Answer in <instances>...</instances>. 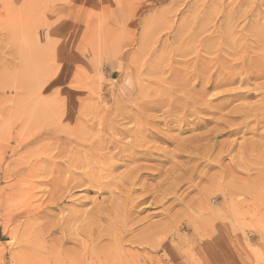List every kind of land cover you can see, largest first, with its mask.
<instances>
[{"label": "rangeland", "instance_id": "obj_1", "mask_svg": "<svg viewBox=\"0 0 264 264\" xmlns=\"http://www.w3.org/2000/svg\"><path fill=\"white\" fill-rule=\"evenodd\" d=\"M263 37L264 0H0V264H264ZM220 71L236 74L237 85L210 89L206 100L230 90L248 100L198 113L194 77ZM235 107L262 111L234 122ZM228 123L239 125L232 132ZM131 139L152 148L133 159L156 174L129 189L135 197L153 189L134 212L125 199L126 215L99 217L131 163L125 154L112 163L110 152ZM89 153L105 191L74 189L38 214L68 192L69 172L81 173L77 162ZM113 164L121 165L114 173Z\"/></svg>", "mask_w": 264, "mask_h": 264}, {"label": "bare ground", "instance_id": "obj_2", "mask_svg": "<svg viewBox=\"0 0 264 264\" xmlns=\"http://www.w3.org/2000/svg\"><path fill=\"white\" fill-rule=\"evenodd\" d=\"M229 27V26H228ZM232 28V27H231ZM258 35V34H257ZM258 38V37H257ZM264 38V37H263ZM261 39V38H260ZM259 39V40H260ZM263 41V40H262ZM261 42V41H260ZM255 43V42H254ZM253 43V44H254ZM227 45H229L228 43H227ZM255 45H257V44H255ZM232 46V45H231ZM264 46V45H263ZM236 47V46H235ZM261 47V46H260ZM237 48V47H236ZM251 48V47H250ZM255 51V50H254ZM234 53V52H233ZM227 55V54H226ZM236 55V54H235ZM250 56V55H249ZM255 56V55H254ZM253 56V57H254ZM256 57V56H255ZM240 58V57H239ZM259 58H260V56H259ZM237 59V58H236ZM256 59V58H255ZM239 60V59H238ZM241 60V59H240ZM244 60V59H243ZM246 61V60H245ZM219 62H220V59H219ZM221 62H223L222 61V59H221ZM254 62V61H253ZM257 62V61H256ZM261 62V61H260ZM236 63H238V62H236ZM250 63V62H249ZM258 63V62H257ZM220 64H222V63H220ZM244 65H242L243 67H245V64L246 63H243ZM261 64V63H260ZM263 64V63H262ZM203 65V64H202ZM262 66V65H261ZM243 67H241V68H243ZM233 69L234 68H236V66H233L232 67ZM207 69V68H206ZM237 69H239V68H237ZM260 70V69H259ZM237 72V71H236ZM239 73H241V72H239ZM243 73V72H242ZM211 74V73H210ZM199 75V74H198ZM187 76H189V75H187ZM254 78L257 76V75H252ZM178 78V77H177ZM256 78H258V77H256ZM261 78V77H260ZM259 78V79H260ZM262 78H263V74H262ZM180 79V78H179ZM247 79V78H246ZM184 80V78L182 79V81ZM239 80V78H237V76H236V74H233V75H230V72L229 73H225V72H222V71H220V72H216V73H212L211 75H209V76H204V77H202V79H200L199 77H197V79H196V77H194V80H193V82H194V90H193V93H194V95L196 96V101H197V103H193V105H192V107H193V109H195L196 111H198V113H201V114H204V113H206V111H209V110H213V108H215V107H217V105H218V110L217 111H221L222 109H227L229 106H232L234 103H237V102H240V101H243L244 102V100H248V98H247V96L246 95H244V92H243V94L242 93H236V92H234V91H226V92H223L222 94H221V96L220 97H218L219 98V101L218 102H215V101H208V99L206 100V98L207 97H209L208 96V94H209V91H210V89H214V88H216V87H222V86H231V85H235L236 84V81H238ZM188 81V80H187ZM192 81V80H191ZM179 82V81H178ZM241 82H242V80H241ZM185 83H186V81H185ZM238 83V82H237ZM189 84H190V82H189ZM239 84V83H238ZM243 84V83H242ZM241 84V85H242ZM184 85V84H183ZM237 85V84H236ZM257 85V84H256ZM255 85V86H256ZM263 85V84H262ZM232 87H234V86H232ZM262 87V86H261ZM263 87H264V85H263ZM186 88V87H185ZM258 88V87H257ZM182 89H184L183 87H182ZM181 91V90H180ZM184 92V91H183ZM240 92V91H239ZM253 92V91H252ZM256 93V92H255ZM189 94V93H188ZM186 96V95H185ZM188 96V95H187ZM190 96V95H189ZM188 96V97H189ZM242 102V103H243ZM182 103H184L183 101H182ZM182 103H181V105H182ZM123 104V103H122ZM137 104V103H136ZM153 104H155V103H153ZM178 104V103H177ZM244 104V103H243ZM264 104V103H263ZM127 105V104H126ZM145 105V104H144ZM155 105H157V104H155ZM159 105V104H158ZM174 105V104H173ZM176 105V104H175ZM174 105V106H175ZM245 105V104H244ZM249 105V104H248ZM138 106V105H137ZM148 106V105H147ZM177 106V105H176ZM179 106H180V104H179ZM257 106H259V105H257ZM263 106V105H262ZM144 107H146V105L144 106ZM143 107V108H144ZM244 107V106H243ZM256 107V106H255ZM140 108V107H139ZM142 108V109H143ZM182 108V107H181ZM251 108H253V107H251ZM173 109V108H172ZM175 109H178V106H177V108H175ZM189 109V108H188ZM216 109V108H215ZM245 109V110H244ZM254 109V108H253ZM179 110V109H178ZM89 111V110H88ZM165 111V110H164ZM180 111H183V109L182 110H180ZM259 111H262V109H259V110H256V108L254 109V112H259ZM171 112V114L173 113V112H176V111H174L173 110V112L172 111H170ZM186 112V111H185ZM185 112H183L184 113V115H185ZM213 112V111H212ZM249 107H247V108H242V107H239L238 109H237V107H235L231 112H229L228 114L231 116L230 118H231V120H232V118H236L235 120H233L234 122H237V119H243V120H245L246 118H248L251 114H256V113H254ZM180 113H182V112H180ZM260 113V112H259ZM261 113H263V112H261ZM186 114H188V113H186ZM166 115V114H165ZM182 114H180V116H181ZM194 115V114H193ZM217 115V114H216ZM256 115H258V114H256ZM255 115V117H257ZM171 116V115H170ZM176 116H178V115H175L174 117H176ZM191 116V115H190ZM185 117V116H184ZM203 117V116H202ZM254 117V116H253ZM259 117H260V115H259ZM188 118H189V115H188ZM251 118V117H250ZM148 119V118H147ZM166 119V118H165ZM171 119H172V117H171ZM175 118H173V120H174ZM179 119V118H178ZM182 119H185L186 120V118H182ZM194 119H195V117H194ZM87 120V119H86ZM89 120V119H88ZM135 120V119H134ZM140 120H141V118H140ZM148 120H151V119H148ZM167 120V119H166ZM189 120V119H188ZM184 121L185 123H188L189 121ZM100 121V120H99ZM110 121V120H109ZM115 121H117V120H115ZM121 121V120H120ZM119 121V122H120ZM128 121V120H127ZM131 121H132V119H131ZM139 121V120H138ZM144 121H145V119H144ZM179 121H181V120H179ZM205 121V120H204ZM251 121H253V118H252V120ZM255 121L257 122V120L255 119ZM255 121H253V122H255ZM258 121H259V119H258ZM111 122V121H110ZM147 122V121H146ZM150 122H152V121H150ZM149 122V123H150ZM168 122V121H167ZM178 122V121H177ZM109 123V122H108ZM141 123V122H140ZM148 123V122H147ZM148 123V124H149ZM181 123H182V121H181ZM193 123V122H192ZM199 123V122H198ZM207 124H206V126L208 125V122H206ZM250 123H252V122H250ZM109 124H111V123H109ZM115 124H116V122H115ZM118 124H120V123H118ZM122 124H125L126 125V123H122ZM128 124V123H127ZM150 124H154V123H150ZM155 124H156V122H155ZM158 124V123H157ZM168 123H166V125H167ZM173 124V123H172ZM176 124V123H175ZM178 124H180V122L178 123ZM261 124H263V123H261ZM51 125V124H50ZM98 124H96V126H97ZM112 125H114V124H112ZM136 125H137V123H136ZM159 125V124H158ZM166 125H164V126H166ZM185 125H188V124H185ZM191 126H188V127H191V129L194 127L192 124H190ZM196 125H199V124H196ZM201 125V124H200ZM199 125V126H200ZM220 125V124H219ZM237 125H239V124H232V123H228L227 124V126L229 127V129H232L233 131L232 132H234V129H233V127L234 126H237ZM248 125V124H247ZM246 125V126H247ZM250 125V124H249ZM90 126V125H89ZM94 125H92V128H95V127H93ZM116 126V125H115ZM114 126V127H115ZM142 126H143V124H142ZM141 126V127H142ZM155 126V125H154ZM180 126H181V124H180ZM179 126V127H180ZM193 126V127H192ZM198 126V127H199ZM202 126V125H201ZM243 126V125H242ZM43 127V126H42ZM107 128H109L108 126H106ZM119 126H117V128H118ZM157 127V126H156ZM126 128V127H125ZM186 129H187V127H185ZM246 128V127H245ZM248 128V127H247ZM128 129V128H127ZM138 129V128H137ZM180 129V128H179ZM186 129H184V128H182L181 130L183 131V130H186ZM189 130H190V128H188ZM196 129H197V127H196ZM203 129V128H202ZM215 129V128H214ZM108 130H110V129H108ZM118 130V129H117ZM120 130H121V128H120ZM124 130H126V129H124ZM145 130V129H144ZM193 130H195L194 128H193ZM192 130V131H193ZM218 130V129H217ZM122 131H123V129H122ZM122 131H121V133H122ZM140 131V130H139ZM148 131V130H147ZM151 131V130H150ZM150 131H148V132H150ZM157 131V130H156ZM188 131V130H187ZM190 132V133H193V132ZM214 131H216V129L214 130ZM239 131V130H238ZM238 131H236V133L238 132ZM92 132H93V130H92ZM111 132H113V131H111ZM118 132V131H117ZM124 132V131H123ZM129 132V131H128ZM136 132H138L137 130H136ZM143 132H145V131H143ZM142 132V133H143ZM158 132V131H157ZM231 132V134H233ZM115 133V132H114ZM113 133V134H114ZM152 133V132H151ZM150 133V137H151V139L152 138H156V139H158L159 137H157L156 135H154V134H151ZM183 133H184V131H183ZM195 133V132H194ZM212 133V137H213V135H214V133L215 132H211ZM211 133H209V134H211ZM241 133V132H240ZM55 136H58L59 134H62V135H67V136H73V134L72 135H69L67 132H64V131H61L60 130V133L58 132V130L55 132V133H53ZM123 134V133H122ZM125 134V133H124ZM127 134H129V133H126L125 135L127 136L126 138H129L128 136L129 135H127ZM134 134V133H133ZM117 135V134H116ZM115 135V136H116ZM119 135V134H118ZM121 135V134H120ZM158 135V134H157ZM48 136H50V137H52L53 135H48ZM136 136H138V134H136ZM149 135L147 134V136L145 137V139L148 137ZM177 136H179V135H177ZM207 136V135H206ZM87 136H85V140H87V138H86ZM117 137V136H116ZM132 136H130V138H131ZM142 137V136H141ZM48 138V137H47ZM108 138V137H107ZM113 138V137H112ZM163 138V137H162ZM207 138H209L208 140L210 141V136L209 137H207ZM76 139V138H75ZM121 139H122V137H121ZM140 139V138H139ZM173 139V138H172ZM29 140H34L33 139V137L32 138H29ZM78 140L80 141V143L82 142V138H78ZM77 140V141H78ZM105 140H107V139H105ZM105 140H103L104 142H106ZM112 140V139H111ZM117 140V139H116ZM132 140V139H131ZM142 140H144L143 139V137H142ZM161 140V139H160ZM168 140V139H167ZM167 140H166V142H167ZM99 140H97L96 142H98ZM103 141H100L99 143H100V145H101V142H103ZM108 142H109V139L107 140ZM113 141V140H112ZM118 141L120 142V140L118 139ZM135 141V140H134ZM141 141V140H140ZM152 141V140H151ZM151 141H149V142H151ZM163 141V140H162ZM179 141V140H178ZM205 141V140H204ZM114 142V141H113ZM112 142V143H113ZM131 142V141H130ZM161 142V141H160ZM163 142H165V141H163ZM194 142H197V143H199L198 142V140H196V137L195 138H192V141H189V142H186V143H188V144H193ZM89 143V142H88ZM93 143H95V141L93 142ZM186 143H185V141H183L182 143L180 142V144L178 145V148L181 150V153H183L184 155L187 153L186 151V149H187V146H186ZM98 144V143H97ZM104 144V143H103ZM102 144V145H103ZM106 144H108L107 142H106ZM105 144V145H106ZM110 144V143H109ZM117 144V143H116ZM165 144V143H164ZM85 145H88V144H85ZM142 146L144 145L143 143L141 144ZM148 145H149V143H148ZM90 146V145H89ZM91 146H92V144H91ZM91 146H90V149H91ZM94 146H95V144H94ZM93 146V147H94ZM98 146V145H97ZM115 146V145H114ZM113 146V147H114ZM142 146H140V145H138V144H136V143H133V140H132V143H126V142H124V144L123 143H119V145L117 144V147L114 149L112 146H111V148H113V150L110 152V154H111V160H112V163H113V161H116V157L118 156V158L119 157H123V155L124 156H126V155H128V159L129 160H131V161H129V162H131V163H128V165H127V173L125 174V175H120V176H123V177H118L117 176V178H116V180H118V182L117 183H115V186H117V188H118V192H117V194H116V196L114 197L115 198V200L112 202V206L109 208V209H104L103 211H101V212H99L98 213V216L99 217H101V216H104V213H107V215L109 214V213H112V211H114L115 213H118V212H120L119 214H123L124 213V211L126 210L125 208H124V206H125V199H128L127 200V203H126V206H129V209H127L128 210V212L127 213H131V212H134L135 210H136V208L138 207V205H140L141 203H147L146 201H148L147 200V197H146V195L150 192V190L151 189H153V188H148V189H146V187H144V188H141V191H144V192H142V193H145V195H142V196H140V197H135V195L132 193L133 191H131L129 188L130 187H134L135 185H136V183L137 182H139L140 181V179L142 178V176H144V173H146V171H149V172H152V176L154 175L155 176V172L152 170V169H148V167L147 166H143V165H140V160L139 161H136L135 159H133L134 157H137V156H141V158H142V156H147L149 153H150V151L148 150V149H150V148H148V149H146V150H144V151H141L140 149L142 148ZM230 146V145H229ZM82 147V146H81ZM96 147V146H95ZM99 147V146H98ZM106 147H107V145H106ZM106 147H103V148H105V149H103L102 147V152L103 151H105L106 150ZM155 147V146H154ZM153 147V148H154ZM200 146L198 145V146H196L195 148H199ZM85 148H87V146L85 147ZM84 148V149H85ZM90 149H89V151H90ZM96 149V148H95ZM100 149V148H99ZM82 151H84L83 149H81ZM86 150V149H85ZM101 150V149H100ZM114 150L116 151L117 150V152H114ZM150 150H152V148L150 149ZM67 151H68V149H67ZM66 151V152H67ZM147 151H149V152H147ZM156 151H158V152H162L159 148H158V150H156ZM156 151H154L155 153H156ZM212 151H213V149H212ZM59 152V151H58ZM79 152V151H78ZM87 152V151H86ZM98 152V151H97ZM190 152V151H189ZM194 152H196V151H194ZM60 153V152H59ZM85 153V152H84ZM84 153L83 152H81V154H83L84 155ZM91 153V152H90ZM89 153V156H87V154H88V152H87V154H86V159H79L80 161H78L77 163L79 164V167L80 168H75L76 170H78V169H80V171H82L81 173H74L73 171H71V172H69L70 174L68 175V176H70L69 177V179L67 180V187H66V190H68V188H69V190H68V192L66 193V195H65V193L63 194V196L61 197L60 196V198H58V199H51L47 204H46V206H43V208H41V211H39L38 212V214H42V212L44 213V215H46L47 214V212H50L49 211V209L51 208V207H58L59 205H61L65 200H67L69 197H72V193H70L72 190H74V189H81V188H84V191H85V193H86V196L87 195H91L93 192H95V190H97V192L98 193H100L101 191H103L104 189H105V187H104V189H102L100 186L103 184L102 182V184H100V186H99V183L97 182L96 183V181L98 180V173H97V177H96V173H95V177L97 178V179H95V178H93V176H92V174H93V172H92V170H94V168L92 169V167L93 166H91V165H93V164H90L91 163V161L92 160H94V161H96V159L94 158V157H90V154ZM101 153V152H100ZM106 153V152H105ZM200 153V152H199ZM71 154H74L75 155V153H74V151H73V153H71ZM79 154V153H78ZM80 154V156H82ZM107 154V153H106ZM198 154V153H197ZM57 155V154H56ZM150 155V154H149ZM194 155V154H193ZM212 155V154H211ZM72 156V155H71ZM92 156V155H91ZM99 156H102L101 154L99 155ZM159 156H160V154H159ZM75 157V156H74ZM79 157V156H78ZM154 157H156V155L154 156ZM197 157V156H196ZM56 158H57V156H56ZM55 158V159H56ZM80 158V157H79ZM83 158V157H82ZM94 158V159H93ZM110 158V157H109ZM108 157H107V159H109ZM115 158V159H114ZM117 158V159H118ZM153 158V157H152ZM151 158V159H152ZM72 159V158H71ZM100 159V158H99ZM121 159H124V158H121ZM140 159V158H139ZM170 159H171V157H170ZM201 159H203V158H201ZM78 160V159H77ZM81 160H83V162H81ZM110 160V161H111ZM153 160V159H152ZM158 160V159H157ZM209 160H210V158H209ZM71 161V160H70ZM100 162H101V159L99 160ZM103 161V160H102ZM109 161V160H108ZM119 161V160H118ZM122 161V160H121ZM124 161V160H123ZM149 161H151V160H149ZM205 161V160H204ZM40 162H43V160H41V161H39V163ZM45 162V161H44ZM63 162V161H62ZM74 162V161H73ZM104 162V161H103ZM103 162H101L102 164H103V166H98L99 167V169H98V172H106L105 170V168H106V165L103 163ZM117 162V161H116ZM138 162V164H136ZM148 162V161H147ZM214 162V161H213ZM27 163V162H26ZM47 163V162H46ZM118 163V162H117ZM117 163H115L114 162V164H117ZM120 163V162H119ZM135 163V164H134ZM28 164V163H27ZM26 164V165H27ZM112 165V168H109L110 170V172H112V173H114V170H117L120 166H119V164H118V168H116L115 169V166H117V165ZM132 164H134L135 166H134V168L133 167H131V165ZM25 165V166H26ZM35 166H37V164H34ZM43 165V164H42ZM105 165V166H104ZM69 167H70V163H69ZM71 167H72V165H71ZM207 167V166H206ZM40 168V167H39ZM45 168V167H44ZM43 168V169H44ZM56 168H58V167H56ZM108 168V167H107ZM123 168H124V166H123ZM150 168V167H149ZM16 169V168H15ZM55 169V168H54ZM61 169V168H60ZM70 169V168H69ZM72 169V168H71ZM92 169V170H91ZM114 169V170H113ZM122 168H120V170H121ZM125 169V168H124ZM13 170V169H12ZM52 170V169H51ZM57 170V169H56ZM42 171V169L40 170V172ZM55 171V170H54ZM65 171H67V169L66 170H64V173H65ZM75 171V170H74ZM118 171V170H117ZM32 172H34V170L32 171ZM39 172V171H38ZM43 172V171H42ZM77 172V171H76ZM95 172H96V170H95ZM109 172V173H110ZM10 173V172H9ZM56 173V172H55ZM63 173V174H64ZM107 173V172H106ZM112 173H110V174H112ZM162 173V172H161ZM6 174V173H5ZM11 174V173H10ZM46 174H47V171H46ZM50 174V173H49ZM102 174V173H101ZM122 174V173H121ZM158 174V173H157ZM160 174V173H159ZM27 175V174H26ZM54 175V174H53ZM62 175V174H61ZM107 176H108V174H106ZM105 175V177H107ZM114 175V174H113ZM118 175V174H117ZM147 175V174H146ZM164 175H166V174H164ZM5 176V175H4ZM19 176V175H18ZM56 176L58 177V175H57V173H56ZM65 176V175H64ZM109 176H111V175H109ZM150 176V175H149ZM157 176V175H156ZM162 176H163V173H162ZM55 177V176H54ZM53 177V178H54ZM66 177V176H65ZM101 177V176H100ZM144 177H146V176H144ZM226 177V176H225ZM20 178V177H19ZM18 178V179H19ZM104 178V177H103ZM155 178V177H154ZM57 178L55 177V179L54 180H56ZM60 179V178H59ZM107 179V178H106ZM148 179V178H147ZM162 179V178H161ZM20 180V179H19ZM58 180V179H57ZM56 180V181H57ZM104 181H105V179H103ZM102 180V181H103ZM108 180H109V177H108ZM115 180V179H114ZM23 181H24V179H23ZM27 181V180H26ZM25 181V182H26ZM122 181H123V183H122ZM61 182H63V184H64V182L66 183V181H65V178H64V181H63V179L61 180ZM61 182H60V185H61ZM109 182V181H108ZM107 182V183H108ZM163 182H165V179L163 180ZM16 183H17V181H16ZM24 183V182H23ZM27 183V182H26ZM54 183V182H53ZM52 183V184H53ZM18 184V183H17ZM20 184H21V182H20ZM33 184V183H32ZM59 184V183H58ZM104 184H106L105 182H104ZM54 185V184H53ZM175 185H176V183H175ZM36 186V185H35ZM55 186H57V184H55ZM55 186H53V187H55ZM104 186V185H103ZM143 186V185H142ZM158 186H160V185H158ZM61 187V186H60ZM60 187L58 186V188L57 187H55V189H58V190H55V191H60ZM62 188V187H61ZM22 189V188H21ZM12 190V189H11ZM20 190V189H19ZM157 190H158V192H160V190H161V186L160 187H158L157 188ZM21 191V190H20ZM105 191V190H104ZM162 191V190H161ZM230 191V190H229ZM112 192V191H111ZM152 192V191H151ZM153 192H154V190H153ZM163 192V191H162ZM173 192V191H172ZM23 193V192H22ZM26 192H24V194H25ZM60 193V192H59ZM36 194V193H35ZM114 194V193H113ZM155 194V193H154ZM169 194H170V192H169ZM226 195V194H225ZM233 195H235V194H233ZM24 196H26V195H24ZM113 196V195H112ZM227 197V196H226ZM123 198V199H122ZM152 198V197H151ZM88 199V198H87ZM9 200V199H8ZM89 200V199H88ZM111 200V199H110ZM93 201V200H92ZM22 202V201H21ZM156 202V197L155 196H153V201H152V204H151V206L152 205H154V203ZM23 204V203H22ZM21 205V204H20ZM80 205H82V206H84V203H81L80 202ZM147 206H148V204H146ZM150 206V205H149ZM148 206V207H149ZM75 207V206H74ZM97 207V206H96ZM15 208V207H14ZM13 208V209H14ZM77 208V207H76ZM125 210H124V209ZM128 208V207H127ZM16 209V208H15ZM22 209V208H21ZM39 209V208H38ZM96 209V208H95ZM124 210V211H123ZM126 210V211H127ZM146 210V209H145ZM15 212L17 211V209L16 210H14ZM45 211H46V214H45ZM125 211V212H126ZM14 212V213H15ZM33 212V211H32ZM123 212V213H122ZM140 212V211H139ZM72 213V212H71ZM74 213H76V212H74ZM90 213V212H89ZM29 214V213H28ZM33 214V213H32ZM85 214V213H84ZM88 214V213H87ZM139 214H141V213H139ZM43 215V214H42ZM47 215H49V213L47 214ZM124 215H126V213L125 214H123V216ZM132 215H133V213L132 214H129V219L131 220V217H132ZM39 216V215H38ZM74 216V215H73ZM94 216V215H93ZM118 216V215H117ZM122 215H120V217H121ZM139 216V215H138ZM26 217V216H25ZM37 217V216H36ZM75 217H76V215H75ZM90 217V216H89ZM106 217V216H105ZM110 217H111V215H110ZM119 217V218H120ZM40 218V217H39ZM47 218V217H46ZM107 218V217H106ZM116 218V217H115ZM114 218V219H115ZM135 218V217H134ZM139 218V217H138ZM137 218V219H138ZM148 218V217H147ZM147 218L146 219H144V220H147ZM26 219V218H25ZM56 219V218H55ZM100 220H102V218L100 219ZM123 220V218L121 217V221ZM127 220V219H126ZM124 221H125V219H124ZM128 221V220H127ZM210 221V220H209ZM36 222V221H35ZM40 222V221H39ZM60 222H61V224H62V221L60 220ZM69 222V221H68ZM206 222V221H205ZM208 222V221H207ZM206 222V223H207ZM211 222V221H210ZM209 222V223H210ZM31 223H33V222H31ZM37 223V222H36ZM65 223V222H64ZM125 223H126V221H125ZM132 223V222H131ZM12 224V223H11ZM129 224H130V222H129ZM29 225V224H28ZM31 225V224H30ZM45 225V224H44ZM70 225V224H69ZM115 225V224H114ZM33 226V225H32ZM210 226V225H209ZM27 227V226H26ZM34 227H35V225H34ZM60 227V226H59ZM62 227H63V225H62ZM61 228V227H60ZM38 230V229H37ZM43 230V229H42ZM61 230V229H60ZM87 230V229H86ZM59 231V230H58ZM36 232V231H35ZM201 232V231H200ZM44 233V232H43ZM34 234H36V233H34ZM40 234V233H39ZM233 235V234H232ZM99 236V235H98ZM100 237V236H99ZM37 239V238H36ZM144 240H145V238H144ZM147 240V239H146ZM38 241V240H37ZM37 241H35V242H37ZM146 242V241H145ZM149 242V241H148ZM143 243H144V241H143ZM149 244V243H148ZM33 244H31V246H32ZM35 245V244H34ZM143 245V244H142ZM22 246V245H21ZM36 246V245H35ZM24 248V247H23ZM22 248V249H23ZM28 248H29V246H28ZM34 250V249H33ZM106 256V255H105Z\"/></svg>", "mask_w": 264, "mask_h": 264}]
</instances>
